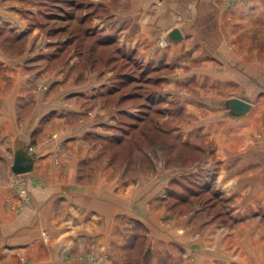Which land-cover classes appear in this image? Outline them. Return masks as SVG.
I'll use <instances>...</instances> for the list:
<instances>
[{"label":"rangeland","instance_id":"rangeland-1","mask_svg":"<svg viewBox=\"0 0 264 264\" xmlns=\"http://www.w3.org/2000/svg\"><path fill=\"white\" fill-rule=\"evenodd\" d=\"M12 81L28 84L19 120L36 93L57 109L25 176L0 126V264L40 245L81 264H264V0H0V118ZM232 96L251 109L229 117ZM47 176L76 198L15 229Z\"/></svg>","mask_w":264,"mask_h":264},{"label":"crops","instance_id":"crops-1","mask_svg":"<svg viewBox=\"0 0 264 264\" xmlns=\"http://www.w3.org/2000/svg\"><path fill=\"white\" fill-rule=\"evenodd\" d=\"M181 31V30H180ZM183 32V31H182ZM181 32V33H182ZM184 35L182 34L183 38ZM6 78H10L9 76H6ZM28 84L24 83H18L16 81H12V83L9 85L8 89H6V97H4V104L8 107V110L1 109V118H0V126L4 133L6 134V157L8 158V175L17 176L18 175H26L29 172L25 173H19L15 174L11 172L10 166L13 160L14 152L17 148L20 146H27L30 143L28 142V135L31 134V131L36 128L37 122L40 121V119L45 115L46 112L54 111L57 109L56 105L51 102L53 100V96H49L48 102H45L43 100L44 95L42 93H36L35 96V104L32 106V109L30 112L25 114L26 118L18 119L17 118V111H19L20 105H22L24 102L22 100L23 96H25V93L27 92ZM36 92V91H35ZM1 100V97H0ZM219 103V102H218ZM3 104V105H4ZM221 106V105H220ZM222 107V106H221ZM225 109V108H224ZM226 110V109H225ZM47 114V113H46ZM228 115V114H227ZM244 115V114H243ZM242 116V115H241ZM232 117V116H229ZM240 117V116H238ZM233 118V117H232ZM7 126V127H6ZM52 125L50 126V128ZM30 146V145H29ZM35 155V161H34V167H40L42 164H38V155L36 152L32 151ZM38 167V168H39ZM20 177V176H19ZM49 179L48 185L45 187H40L36 190L37 198L33 204L32 210L25 211L22 216L18 219H15L17 221V228H29L27 232H38L43 227H48L49 220L51 223V218H55L57 207L59 206L58 202L60 200L66 199H75V191L68 192L67 195L65 194H57L56 187L57 184H60L56 180H54L53 176H47ZM69 183V181H68ZM78 191L80 193H88L90 197H84L83 199L87 198L85 200L88 202V208H91L90 200L91 198L93 200H97L99 203L105 202V194H106V188H102L98 191V197H92V194L89 193V190H85L84 188H78ZM94 196V195H93ZM62 197V198H61ZM84 201V200H83ZM104 204V203H103ZM100 211V209H99ZM58 215V214H57ZM6 217H2V221L4 224L3 227L9 224L10 226L14 224L12 221V218H9L8 215H4ZM12 221V222H11ZM22 225V226H21ZM21 226V227H20ZM6 232V230H5ZM41 248L37 249L40 250L39 254L35 253V256H37V260H32L31 264H81V260H76L74 256L70 257H63L61 255H58L55 259L51 257H47V252H44V247L40 245ZM71 255V254H70Z\"/></svg>","mask_w":264,"mask_h":264},{"label":"water","instance_id":"water-1","mask_svg":"<svg viewBox=\"0 0 264 264\" xmlns=\"http://www.w3.org/2000/svg\"><path fill=\"white\" fill-rule=\"evenodd\" d=\"M172 35L177 38L182 37L179 28L172 30ZM220 105L226 109V113L232 117H238L247 113L252 104L238 96H232L219 101ZM35 155L30 151V146H20L17 148L13 155V160L10 166L11 172L15 174L25 173L32 171L34 168Z\"/></svg>","mask_w":264,"mask_h":264},{"label":"trees","instance_id":"trees-1","mask_svg":"<svg viewBox=\"0 0 264 264\" xmlns=\"http://www.w3.org/2000/svg\"><path fill=\"white\" fill-rule=\"evenodd\" d=\"M89 48H90V51H92V48H93V47H89ZM90 51H89V52H90ZM92 53H93V52H90V54H92ZM92 56H93V55H92ZM137 71H138V69H137ZM139 73H140V70L138 71V74H139ZM149 99H150V97H149ZM145 105H146V107H149L150 104H149V102H147ZM143 107H145V106L143 105L142 108H143ZM140 111H141V113H147V112H145L144 110H140ZM138 119L144 120L145 118H143V116H140V117H138ZM150 128H151V129H154L153 125H151ZM153 145H154V143H150L149 146L153 147Z\"/></svg>","mask_w":264,"mask_h":264},{"label":"built area","instance_id":"built-area-1","mask_svg":"<svg viewBox=\"0 0 264 264\" xmlns=\"http://www.w3.org/2000/svg\"><path fill=\"white\" fill-rule=\"evenodd\" d=\"M30 149H31V147H30ZM20 193H21V195L23 196V198L26 197V195H25V193H26V192H25V188H24L23 190H21Z\"/></svg>","mask_w":264,"mask_h":264}]
</instances>
